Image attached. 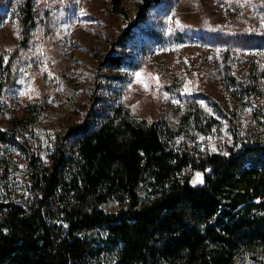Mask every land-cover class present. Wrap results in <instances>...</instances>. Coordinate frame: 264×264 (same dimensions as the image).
I'll return each instance as SVG.
<instances>
[{
	"label": "trees",
	"instance_id": "16d2710c",
	"mask_svg": "<svg viewBox=\"0 0 264 264\" xmlns=\"http://www.w3.org/2000/svg\"><path fill=\"white\" fill-rule=\"evenodd\" d=\"M123 2L108 0L111 13L128 21L119 42L154 7L152 0H138L129 22ZM35 14L33 0L20 5L22 44L28 43ZM125 62L121 55H106L101 64L119 68ZM12 67L0 51V100ZM254 72L264 84V67ZM200 112L188 105L173 126L134 120L119 105L102 119L68 129L71 152L57 140L47 162L27 146L30 129L23 119L0 127V152L7 145L20 148L28 178V196L16 202L2 187L4 168L0 264H95L106 251H115L113 264H236L247 253L264 264L255 254L264 250V140L252 133L241 143L234 132L227 153L179 149L177 139L213 125ZM32 116L35 123L37 107ZM197 172L202 183L194 182ZM110 201L117 210L103 208ZM97 230L106 234L102 244Z\"/></svg>",
	"mask_w": 264,
	"mask_h": 264
},
{
	"label": "rangeland",
	"instance_id": "374dc122",
	"mask_svg": "<svg viewBox=\"0 0 264 264\" xmlns=\"http://www.w3.org/2000/svg\"><path fill=\"white\" fill-rule=\"evenodd\" d=\"M24 1L0 0V51L13 60L0 100V127L23 119L30 129L27 146L44 162L57 140L71 152L74 136L68 129L102 119L119 105L134 120L175 126L178 114L196 104L203 121L212 119L213 125L176 141L179 149L196 154L227 153L234 132L241 143L252 133L264 140V84L254 72L264 67V0H152L147 17L122 42L128 21L111 13L108 0H33L35 25L26 45L18 17ZM137 1L123 2L129 22ZM106 55L126 62L103 66ZM32 107L39 110L35 123ZM197 173L194 182L202 183ZM2 181L12 200L28 196L26 156L15 145L0 152ZM103 208L115 211L118 204ZM94 235L99 244L106 238L103 230ZM255 254L264 257V250ZM115 259V251H106L95 264ZM236 264L256 261L247 253Z\"/></svg>",
	"mask_w": 264,
	"mask_h": 264
},
{
	"label": "snow or ice",
	"instance_id": "6c2138e0",
	"mask_svg": "<svg viewBox=\"0 0 264 264\" xmlns=\"http://www.w3.org/2000/svg\"><path fill=\"white\" fill-rule=\"evenodd\" d=\"M82 14H83V13H82ZM136 75H137V77L139 78V75H140V74L137 73ZM174 102H175V103H179L178 101H174ZM197 180H199L200 182H203V181H202V178H201V176H200L199 173H197Z\"/></svg>",
	"mask_w": 264,
	"mask_h": 264
}]
</instances>
